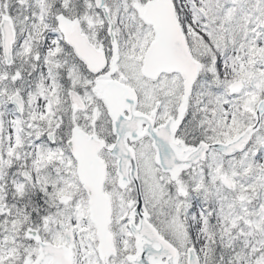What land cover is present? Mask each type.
Listing matches in <instances>:
<instances>
[{"label":"snow or ice","instance_id":"1","mask_svg":"<svg viewBox=\"0 0 264 264\" xmlns=\"http://www.w3.org/2000/svg\"><path fill=\"white\" fill-rule=\"evenodd\" d=\"M0 264H264V0H0Z\"/></svg>","mask_w":264,"mask_h":264}]
</instances>
